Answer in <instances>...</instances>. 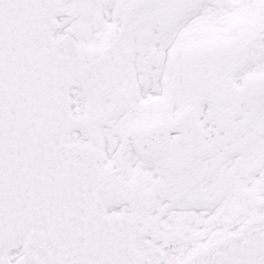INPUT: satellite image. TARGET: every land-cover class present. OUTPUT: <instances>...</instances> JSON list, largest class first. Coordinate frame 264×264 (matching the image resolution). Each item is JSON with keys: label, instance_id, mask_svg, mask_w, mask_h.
I'll list each match as a JSON object with an SVG mask.
<instances>
[{"label": "snow or ice", "instance_id": "obj_1", "mask_svg": "<svg viewBox=\"0 0 264 264\" xmlns=\"http://www.w3.org/2000/svg\"><path fill=\"white\" fill-rule=\"evenodd\" d=\"M0 264H264V0H0Z\"/></svg>", "mask_w": 264, "mask_h": 264}]
</instances>
